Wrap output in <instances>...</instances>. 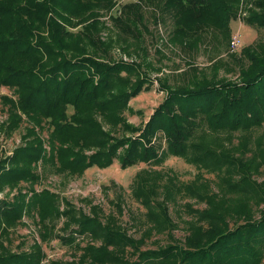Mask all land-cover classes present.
Here are the masks:
<instances>
[{
    "label": "trees",
    "instance_id": "1",
    "mask_svg": "<svg viewBox=\"0 0 264 264\" xmlns=\"http://www.w3.org/2000/svg\"><path fill=\"white\" fill-rule=\"evenodd\" d=\"M139 2L124 5L120 8L124 17L115 18L125 34L133 35L134 25L142 22ZM164 2L176 23L170 41L187 39L188 45L194 41L195 26L205 22L222 26L229 34L239 0ZM115 3L0 0V87L17 93L15 102L1 98L11 110L8 129L15 130L21 115L27 121L24 139H28L0 161V190L23 181L29 185L12 201L0 198V264H41L45 256L39 242L19 253L5 244L6 228L18 222L24 209L35 210L43 225L51 221L39 233L43 243L52 237L67 245L79 237L101 241L99 246L73 245L83 253L81 259L54 264H84L85 258L88 264H263L264 181L254 176L264 167V145L256 142V147L249 148V137L237 144L228 138V143L217 144L210 135L224 131L228 137L264 124V43L241 49L240 58H246L248 65H240L238 80L217 77L218 68L213 69L212 79L195 76L183 86L172 88L160 81L158 90L164 97L140 129L123 114L133 111L132 98L151 89L146 70L140 64L100 60L96 54L110 45L95 38L98 20L85 24L97 9H112ZM254 6L261 11L246 24L264 27V0H255ZM78 24L82 25L78 31L70 30ZM99 118L111 130L103 129ZM161 132L167 147L160 154L151 138ZM130 133L132 137L127 136ZM89 149L95 151L86 154ZM167 155L213 171L216 181L212 186L198 174L190 183H180L168 172L138 171L132 195L143 205L149 226L135 239L110 220L104 224L99 207L92 206L90 215L80 212L77 216L74 209L59 210L55 192L34 188L47 167L56 175L75 177L92 166H110L115 159L127 168L139 163L160 165ZM39 167L41 173L35 171ZM180 198L194 202L180 204ZM197 202L206 207H194ZM170 205L190 217L183 239L174 235L178 226ZM62 216L67 219L62 233H55V222ZM153 235H165L167 242L141 250ZM126 254L136 257L130 260Z\"/></svg>",
    "mask_w": 264,
    "mask_h": 264
},
{
    "label": "rangeland",
    "instance_id": "2",
    "mask_svg": "<svg viewBox=\"0 0 264 264\" xmlns=\"http://www.w3.org/2000/svg\"><path fill=\"white\" fill-rule=\"evenodd\" d=\"M139 0H116L112 9L99 8L94 17L88 18L85 24L91 23L92 20H98L99 31L96 32L95 38L102 43H109L110 46L101 49L96 54L100 60L108 63L121 61L127 64H140L143 71L148 74V82L150 90L145 91L130 100V108L133 111H126L123 115L127 122L134 127L142 129L150 117L151 112L157 107L162 98L163 92H159L158 84L160 81H166L172 88L183 86L195 76L202 80L203 77L212 79L213 69H218L217 77H225L231 80H238L239 67L245 68L248 65L246 58H240V51L246 45L258 46L264 43V27L257 24L248 25L247 19L252 18L254 13L261 10L255 8V0H239L234 6L236 9V18L229 23L231 32L227 34L225 29L221 27H213L211 24L202 23L194 28L196 29L194 41L186 45L184 41H170V37L175 30V20L172 12L165 7L164 0H141L139 12L141 13L142 22L134 25L135 31L132 34H125L115 24V18L123 16L121 7L131 2ZM255 9V10H253ZM120 18V17H119ZM251 24V23H250ZM82 25L78 24L71 27L70 30L76 32ZM113 41V43H112ZM188 43V42H187ZM67 57L71 53L66 52ZM134 79V77H133ZM2 96H7L11 102L17 99L15 89L0 87V161L6 157L12 156L16 147L25 144L27 121L21 118L15 130H9L8 126L11 121L9 115V105L4 103ZM19 112V111H18ZM71 113V110H68ZM99 121H103L99 118ZM103 129L111 130V127L102 122ZM123 135L120 130L112 133ZM127 135V134H126ZM133 135V134H132ZM131 133L127 136H131ZM46 136V132L43 134ZM217 144L220 142H232L237 144L245 137L250 138L249 148L256 147V142L264 145V124L260 128H254L250 131L237 130L230 136L226 137L224 131L217 135H210ZM151 143L157 145L158 152L161 154L163 149L167 147L164 133H157L151 138ZM161 148V149H160ZM95 149H89L86 154L94 152ZM249 157V155H246ZM151 170L168 172L178 179L180 183H190L198 174L214 186L216 181L215 173L208 170H199L195 164L187 162L184 158L167 155L160 165L151 164H134L133 166L122 168L119 160L115 159L112 165L104 168L96 166L89 167L80 176L71 177L69 175L52 173L49 167L46 168L42 176L41 182L35 184L36 190L48 189L58 195L57 205L59 210L65 211L69 208L74 209L76 215L80 212L90 215L91 207L100 208L99 218L103 223L109 220L115 226L121 227L132 238H139L149 224L146 221L145 209L143 205L132 195V184L136 174L140 170ZM260 173L255 175L258 182L264 181V167L260 168ZM41 173L42 168L38 170ZM29 187L27 182H20L17 186H3L0 190V198L12 201L18 193L25 192ZM215 190V189H214ZM180 204L192 203L194 199L180 198ZM65 202L71 206L65 205ZM194 207L205 208V203H193ZM262 207V206H261ZM118 208L121 209L119 214ZM171 216H173L178 229L174 235L179 239H183L187 235L186 221L190 219L183 210L176 211L170 205ZM66 217L62 216L55 222V233H62V226L66 221ZM51 221L47 220L43 225L35 210L28 211L24 209L18 217V222L14 226L6 228L8 238L5 244L12 252L29 251L34 242H39L45 256L41 264H54V262L66 263L71 260L77 262L81 259L83 253L73 245L79 244L84 247L85 244H93L99 246L101 241L98 239H89L79 237L72 245H67L53 237L48 243L41 242L40 234L45 225H50ZM75 225V224H73ZM72 225V226H73ZM62 235V234H61ZM167 238L164 235H153L147 242L142 245L141 250L156 248L157 245H164ZM128 251V249H125ZM127 255V254H126ZM133 260L136 255L128 256ZM84 264H88L87 258ZM264 264V261H263Z\"/></svg>",
    "mask_w": 264,
    "mask_h": 264
}]
</instances>
